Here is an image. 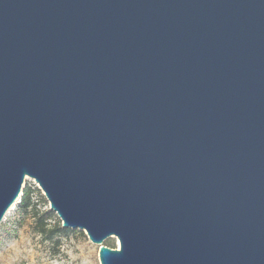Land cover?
<instances>
[{
    "label": "water",
    "instance_id": "obj_1",
    "mask_svg": "<svg viewBox=\"0 0 264 264\" xmlns=\"http://www.w3.org/2000/svg\"><path fill=\"white\" fill-rule=\"evenodd\" d=\"M26 178L100 264H264V0H0V224Z\"/></svg>",
    "mask_w": 264,
    "mask_h": 264
},
{
    "label": "rangeland",
    "instance_id": "obj_2",
    "mask_svg": "<svg viewBox=\"0 0 264 264\" xmlns=\"http://www.w3.org/2000/svg\"><path fill=\"white\" fill-rule=\"evenodd\" d=\"M26 183L36 185L30 178H26ZM113 239L114 248H119L118 241ZM0 264L100 263L98 245L92 243L84 232L62 235L57 241L48 240L36 232L31 217L21 219L14 205L0 224Z\"/></svg>",
    "mask_w": 264,
    "mask_h": 264
},
{
    "label": "trees",
    "instance_id": "obj_3",
    "mask_svg": "<svg viewBox=\"0 0 264 264\" xmlns=\"http://www.w3.org/2000/svg\"><path fill=\"white\" fill-rule=\"evenodd\" d=\"M21 219L24 221L31 217L36 224V232L48 240L57 241L62 235H69L82 231L71 230L61 226L57 215L48 208V202L36 185L26 183L22 188L19 202L16 203ZM104 244L114 248V239H107Z\"/></svg>",
    "mask_w": 264,
    "mask_h": 264
}]
</instances>
